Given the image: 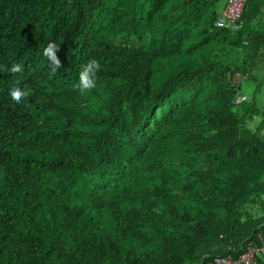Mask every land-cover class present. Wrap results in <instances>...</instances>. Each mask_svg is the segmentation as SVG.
Listing matches in <instances>:
<instances>
[{"label":"trees","instance_id":"trees-1","mask_svg":"<svg viewBox=\"0 0 264 264\" xmlns=\"http://www.w3.org/2000/svg\"><path fill=\"white\" fill-rule=\"evenodd\" d=\"M253 1L232 28L219 0H0V264H210L264 240Z\"/></svg>","mask_w":264,"mask_h":264},{"label":"clouds","instance_id":"clouds-1","mask_svg":"<svg viewBox=\"0 0 264 264\" xmlns=\"http://www.w3.org/2000/svg\"><path fill=\"white\" fill-rule=\"evenodd\" d=\"M220 11L217 13L216 18L220 13ZM59 49L60 46L56 44L54 41H49L47 45L43 48L42 54L49 61V68L52 75H55L57 70L63 67L62 62L57 55ZM4 67H5L4 65H0V70H3ZM7 70L8 72L15 74L21 72L23 68L20 63H13L11 67L8 68ZM100 70H101V65L97 59L92 58L86 61L84 64L80 66V71L78 73V80L73 86L74 89L78 90L81 95H85L89 93L92 89L96 87V82L98 79L97 74ZM29 94L30 91L22 90L18 86L11 88L9 91L10 97L17 104H20L22 100H24L26 97L29 96Z\"/></svg>","mask_w":264,"mask_h":264},{"label":"built area","instance_id":"built-area-1","mask_svg":"<svg viewBox=\"0 0 264 264\" xmlns=\"http://www.w3.org/2000/svg\"><path fill=\"white\" fill-rule=\"evenodd\" d=\"M245 0H225L224 6L217 18L213 22L216 27H226L231 25L232 22L239 18L242 6ZM259 245L253 241H248L242 252L238 253L235 257L230 254L221 256H214L210 264H252L253 257L260 256L264 258V240L259 238Z\"/></svg>","mask_w":264,"mask_h":264},{"label":"rangeland","instance_id":"rangeland-1","mask_svg":"<svg viewBox=\"0 0 264 264\" xmlns=\"http://www.w3.org/2000/svg\"><path fill=\"white\" fill-rule=\"evenodd\" d=\"M224 2H225V0H219V6L222 7ZM255 4H260L261 5L260 7L262 8V5L264 4V0H257L255 2L253 1L250 3L248 2L246 11H248V10L251 11L252 8L255 6ZM261 11H262V15L264 18V5H263V8ZM258 14H260V13H258ZM248 16H246L244 18L247 25H249V23H250L249 22L250 15H248ZM252 95H255V97H256V103L255 104H256V107L260 108L259 113H258L260 116L255 115L253 120L250 119L248 124H247L249 127H255L257 122H259V120H261V117L263 118V123H264V114H263L264 113V81H263L261 87L259 88V90L253 92ZM258 131H259V134L262 135V137H264V128L258 129Z\"/></svg>","mask_w":264,"mask_h":264},{"label":"crops","instance_id":"crops-1","mask_svg":"<svg viewBox=\"0 0 264 264\" xmlns=\"http://www.w3.org/2000/svg\"><path fill=\"white\" fill-rule=\"evenodd\" d=\"M224 3H225V2H224ZM223 5H224V4H223ZM222 7H223V6H222ZM221 9H222V8H221ZM221 9H220V10H221ZM220 10H219V11H220ZM219 11H218V12H219ZM263 26H264V24H263ZM262 61H263V64H262V65H264V55H263V60H262Z\"/></svg>","mask_w":264,"mask_h":264},{"label":"water","instance_id":"water-1","mask_svg":"<svg viewBox=\"0 0 264 264\" xmlns=\"http://www.w3.org/2000/svg\"><path fill=\"white\" fill-rule=\"evenodd\" d=\"M264 114V113H263Z\"/></svg>","mask_w":264,"mask_h":264}]
</instances>
